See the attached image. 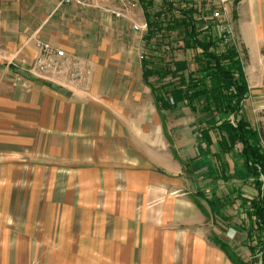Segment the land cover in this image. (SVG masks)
<instances>
[{"label":"crops","instance_id":"crops-1","mask_svg":"<svg viewBox=\"0 0 264 264\" xmlns=\"http://www.w3.org/2000/svg\"><path fill=\"white\" fill-rule=\"evenodd\" d=\"M34 1L0 0V264H237L212 240L231 247L233 228L226 235L214 223L224 209L259 199L255 180L236 179L226 155L228 178L212 159L210 178L193 173L188 185L142 60L85 45L84 6L50 0L42 13ZM230 3L249 85L242 115L264 132V0ZM93 7L137 8L119 0ZM145 23L143 11L135 24ZM40 41L66 53L45 78L29 73ZM208 188L221 209L202 207ZM244 248L231 247L249 262Z\"/></svg>","mask_w":264,"mask_h":264},{"label":"trees","instance_id":"trees-1","mask_svg":"<svg viewBox=\"0 0 264 264\" xmlns=\"http://www.w3.org/2000/svg\"><path fill=\"white\" fill-rule=\"evenodd\" d=\"M139 2L147 24L141 60L144 78L147 82L152 80L155 105L162 113L189 110L198 129L199 151L195 158L185 162L187 171L195 173L198 170L193 169L194 163L204 161L208 165L207 173L213 174L209 160L212 157L219 165L222 178H228L223 161L227 155L239 164L235 178L252 177L261 194L251 207H242L241 211L249 226L243 223L240 227L251 241L249 262L240 259L218 237L212 240L237 264H257L261 257L264 261V182L261 180L264 132L253 128L242 115L249 85L237 42L223 41L218 35L217 23L211 18L213 8L204 6L200 0ZM175 43L176 47L182 44L179 48L190 58H175ZM201 194L209 206L222 208L223 198L214 199V193L207 197L205 191Z\"/></svg>","mask_w":264,"mask_h":264},{"label":"rangeland","instance_id":"rangeland-1","mask_svg":"<svg viewBox=\"0 0 264 264\" xmlns=\"http://www.w3.org/2000/svg\"><path fill=\"white\" fill-rule=\"evenodd\" d=\"M37 0L34 1V4L36 6ZM33 4V0H25V6L31 7ZM55 6L54 2H51L50 0H40V8L42 13L48 12L49 8H53ZM93 6V5H91ZM94 6H98V4H94ZM117 6V5H116ZM118 7V6H117ZM94 9V10H93ZM116 12L113 13H105L104 11L100 10L99 8H90V6H84V34L87 35L88 40L84 41V44L87 45L88 43H95L98 44V46H104L106 50L109 52L114 51V54L116 57H120V55L125 56L122 57V59H128L127 57L132 56L133 53L136 54V57L138 60L141 61V55H142V45H143V36L144 33H142L139 30L135 29V24L138 22V16L139 18H143V11L141 9V6L139 5L135 10H120L116 8ZM117 13L121 14L120 16H117ZM58 17V16H57ZM91 19V20H90ZM93 19V20H92ZM93 29V32L91 31ZM91 32V34L88 33ZM176 43L174 44L175 53L173 54L174 57L179 60H182L184 58H190V56H187V53H184V50L180 49L182 48V44H179L178 47H176ZM180 47V48H179ZM121 59V58H119ZM155 104V101H154ZM161 123L164 125V136L167 139L169 145H170V151L177 159H180L182 164H185V162L190 161L193 157L195 158L198 154V129L194 125V116L193 114L185 109L182 112H175L173 114L171 113H162V116H160ZM214 160V158L210 157V161ZM211 165V164H210ZM238 166V164H235ZM156 169L160 171L161 173L167 174L172 171L171 168L169 170H165L162 167H159L155 165ZM184 166V173L186 177V183L188 185L193 186L194 177L187 171L188 169ZM231 166H233L231 164ZM201 167V168H200ZM200 168V170L198 169ZM208 165L203 162L194 163L193 169L198 170L196 173H207L208 172ZM212 169H214L212 167ZM225 171H230L232 169L230 166L225 168ZM215 170V169H214ZM219 170V169H217ZM233 170V169H232ZM173 175V174H172ZM207 175L210 178L212 174ZM198 181V180H197ZM202 180V185L206 181ZM196 182V180H195ZM206 183H209L206 182ZM186 184V187H188ZM207 187L204 185V188ZM206 192L207 197L210 196L211 190L205 189L202 190ZM223 191V188L220 189V192ZM203 197V196H202ZM205 199V198H204ZM202 199V207H209L206 200ZM216 199V198H215ZM159 204L153 203V205ZM140 205V203H139ZM143 206V203H142ZM239 208L242 207H231L229 210H225L222 212L220 210L219 212H222L219 214V217L216 219L218 223H214L216 226L217 231L220 233V231H224L226 235L231 230L230 228H234L233 238H232V245L231 247L240 254V252L247 250L245 249V243L249 246L251 243L250 240H247L246 233L243 231L242 225L244 223L245 226L249 228V226L246 224V218H244V213L239 211ZM244 210V209H243ZM206 216L208 218V222L214 221L213 217L206 213ZM231 220V222H230ZM243 231V232H242ZM248 231V229H247ZM246 231V232H247ZM256 233H253V237L255 238ZM241 247H239V246ZM248 252V250H247Z\"/></svg>","mask_w":264,"mask_h":264},{"label":"built area","instance_id":"built-area-1","mask_svg":"<svg viewBox=\"0 0 264 264\" xmlns=\"http://www.w3.org/2000/svg\"><path fill=\"white\" fill-rule=\"evenodd\" d=\"M107 0H62V4L71 5L77 4L79 6H91L98 4L102 6ZM128 5L129 8L137 7L140 2L139 0H119ZM200 2L205 3L204 6L213 8L211 18L217 23V32L218 35L223 39L225 43L234 42L235 33L232 26V21L230 17V0H200ZM135 29L139 31H147V24L135 25ZM38 49L40 51L39 56L33 62L29 73L37 78H45L46 75L57 68L60 67V63L65 58L66 53L61 50L53 47L50 43L40 41L38 43ZM2 58V55H0ZM142 58V56H141ZM62 64V63H61ZM261 180L264 182V176L261 177ZM257 264H264L262 257Z\"/></svg>","mask_w":264,"mask_h":264}]
</instances>
